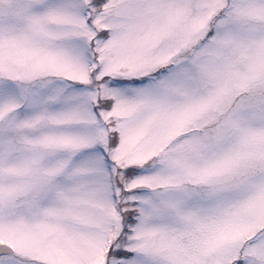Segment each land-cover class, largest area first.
Returning <instances> with one entry per match:
<instances>
[{
	"label": "snow or ice",
	"instance_id": "6c2138e0",
	"mask_svg": "<svg viewBox=\"0 0 264 264\" xmlns=\"http://www.w3.org/2000/svg\"><path fill=\"white\" fill-rule=\"evenodd\" d=\"M0 264H264V0H0Z\"/></svg>",
	"mask_w": 264,
	"mask_h": 264
}]
</instances>
